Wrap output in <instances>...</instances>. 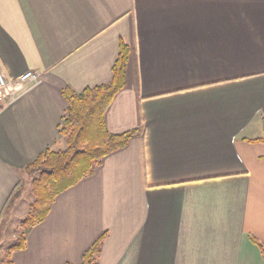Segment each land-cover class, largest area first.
I'll return each instance as SVG.
<instances>
[{
	"label": "crops",
	"instance_id": "obj_1",
	"mask_svg": "<svg viewBox=\"0 0 264 264\" xmlns=\"http://www.w3.org/2000/svg\"><path fill=\"white\" fill-rule=\"evenodd\" d=\"M126 84L104 120L137 130L56 197L10 264H264V0H0V228L24 167L62 150V90Z\"/></svg>",
	"mask_w": 264,
	"mask_h": 264
},
{
	"label": "trees",
	"instance_id": "obj_2",
	"mask_svg": "<svg viewBox=\"0 0 264 264\" xmlns=\"http://www.w3.org/2000/svg\"><path fill=\"white\" fill-rule=\"evenodd\" d=\"M130 55L131 49L120 41L108 83L86 88L81 93L69 88L62 90L67 108L60 136L65 148L46 150L25 165L24 173L32 176L30 193L33 200L27 215L18 225L15 242L7 247L1 264H10L11 254L25 248L27 235L46 219L57 196L92 176L105 157L124 149L138 133L132 130L119 135L111 134L104 120L112 99L126 84L125 71ZM19 188V184L16 185L6 202V208L19 196ZM104 239L105 234H102L83 253L81 264H99ZM250 241L264 258L262 243L252 236Z\"/></svg>",
	"mask_w": 264,
	"mask_h": 264
},
{
	"label": "rangeland",
	"instance_id": "obj_3",
	"mask_svg": "<svg viewBox=\"0 0 264 264\" xmlns=\"http://www.w3.org/2000/svg\"><path fill=\"white\" fill-rule=\"evenodd\" d=\"M31 179V175L24 173V176L19 183V196L8 207V210L2 220L3 224L0 228V264L3 261L4 253L7 247L15 242L20 221L29 211V205L33 200L30 193Z\"/></svg>",
	"mask_w": 264,
	"mask_h": 264
},
{
	"label": "built area",
	"instance_id": "obj_4",
	"mask_svg": "<svg viewBox=\"0 0 264 264\" xmlns=\"http://www.w3.org/2000/svg\"><path fill=\"white\" fill-rule=\"evenodd\" d=\"M36 77L32 72H27L16 79H8L4 74V71L0 68V93H8L14 91V87L25 83L27 81H32Z\"/></svg>",
	"mask_w": 264,
	"mask_h": 264
}]
</instances>
